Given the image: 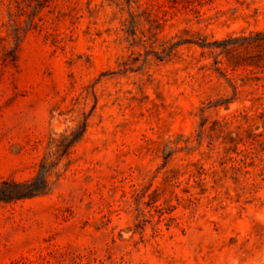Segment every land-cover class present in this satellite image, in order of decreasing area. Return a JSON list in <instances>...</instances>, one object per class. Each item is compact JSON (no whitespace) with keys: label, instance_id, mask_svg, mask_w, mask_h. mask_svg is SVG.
Wrapping results in <instances>:
<instances>
[{"label":"rangeland","instance_id":"374dc122","mask_svg":"<svg viewBox=\"0 0 264 264\" xmlns=\"http://www.w3.org/2000/svg\"><path fill=\"white\" fill-rule=\"evenodd\" d=\"M258 33L264 0H0V264H264Z\"/></svg>","mask_w":264,"mask_h":264},{"label":"trees","instance_id":"16d2710c","mask_svg":"<svg viewBox=\"0 0 264 264\" xmlns=\"http://www.w3.org/2000/svg\"><path fill=\"white\" fill-rule=\"evenodd\" d=\"M249 47L258 43H264V33H258L254 38L249 39ZM2 185L8 188L4 198L8 201H16L31 198L45 193L49 189L47 172L41 171L40 175L31 182H3Z\"/></svg>","mask_w":264,"mask_h":264}]
</instances>
